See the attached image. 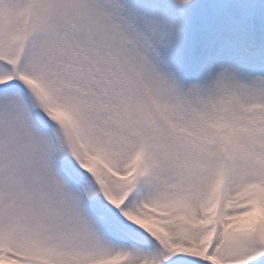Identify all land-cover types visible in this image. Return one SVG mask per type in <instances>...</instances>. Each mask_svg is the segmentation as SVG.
<instances>
[{
    "label": "snow or ice",
    "instance_id": "obj_1",
    "mask_svg": "<svg viewBox=\"0 0 264 264\" xmlns=\"http://www.w3.org/2000/svg\"><path fill=\"white\" fill-rule=\"evenodd\" d=\"M0 264H264V0H0Z\"/></svg>",
    "mask_w": 264,
    "mask_h": 264
}]
</instances>
